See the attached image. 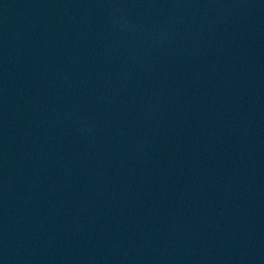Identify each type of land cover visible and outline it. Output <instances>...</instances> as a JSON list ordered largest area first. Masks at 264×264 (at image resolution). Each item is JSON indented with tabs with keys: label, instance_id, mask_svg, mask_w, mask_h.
<instances>
[{
	"label": "water",
	"instance_id": "obj_1",
	"mask_svg": "<svg viewBox=\"0 0 264 264\" xmlns=\"http://www.w3.org/2000/svg\"><path fill=\"white\" fill-rule=\"evenodd\" d=\"M0 264H264V0H0Z\"/></svg>",
	"mask_w": 264,
	"mask_h": 264
}]
</instances>
